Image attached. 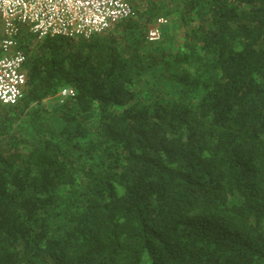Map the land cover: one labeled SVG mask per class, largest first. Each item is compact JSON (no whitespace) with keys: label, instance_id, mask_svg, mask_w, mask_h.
Returning a JSON list of instances; mask_svg holds the SVG:
<instances>
[{"label":"trees","instance_id":"1","mask_svg":"<svg viewBox=\"0 0 264 264\" xmlns=\"http://www.w3.org/2000/svg\"><path fill=\"white\" fill-rule=\"evenodd\" d=\"M128 1L88 37L21 30L0 264H264V0Z\"/></svg>","mask_w":264,"mask_h":264},{"label":"built area","instance_id":"2","mask_svg":"<svg viewBox=\"0 0 264 264\" xmlns=\"http://www.w3.org/2000/svg\"><path fill=\"white\" fill-rule=\"evenodd\" d=\"M132 14L128 0H0V104H14L24 95L26 54L19 38L22 28L37 39L47 35L88 37ZM167 21L159 15L148 23L147 39L159 40ZM74 94L71 86H61L55 93L60 98Z\"/></svg>","mask_w":264,"mask_h":264},{"label":"rangeland","instance_id":"3","mask_svg":"<svg viewBox=\"0 0 264 264\" xmlns=\"http://www.w3.org/2000/svg\"><path fill=\"white\" fill-rule=\"evenodd\" d=\"M56 97H59L56 95ZM60 98V97H59ZM53 101H55L54 98H49V99H46V103H52Z\"/></svg>","mask_w":264,"mask_h":264}]
</instances>
